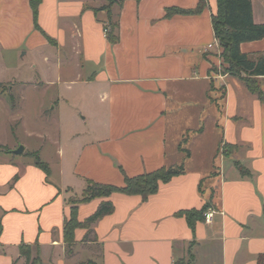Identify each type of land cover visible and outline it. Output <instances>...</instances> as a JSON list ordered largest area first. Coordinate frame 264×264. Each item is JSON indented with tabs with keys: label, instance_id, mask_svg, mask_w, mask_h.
Instances as JSON below:
<instances>
[{
	"label": "crops",
	"instance_id": "1",
	"mask_svg": "<svg viewBox=\"0 0 264 264\" xmlns=\"http://www.w3.org/2000/svg\"><path fill=\"white\" fill-rule=\"evenodd\" d=\"M106 3L41 0L38 29L30 0H0V264H26L21 244L39 264H173L188 251L193 264H264V102L217 70V0H118L114 43L96 10ZM171 7L192 11L167 16ZM251 12L264 24V0ZM240 50L255 58L264 38ZM254 79L264 92V76ZM31 102L55 130L28 126ZM206 133L210 146L193 150ZM179 164L145 200L113 192L78 203L80 223L103 201L114 209L65 241L69 202L87 180L122 187L125 175ZM206 202L213 216L194 230L177 215Z\"/></svg>",
	"mask_w": 264,
	"mask_h": 264
},
{
	"label": "trees",
	"instance_id": "2",
	"mask_svg": "<svg viewBox=\"0 0 264 264\" xmlns=\"http://www.w3.org/2000/svg\"><path fill=\"white\" fill-rule=\"evenodd\" d=\"M107 3L96 10H105L107 12L108 22L105 25V34L111 43L116 42L117 35L115 29L117 23L112 21L111 7L118 0H106ZM122 2L123 0H119ZM41 0H30V5L33 11V18L35 27L39 29L37 23L38 5ZM202 2H199L195 11L201 9ZM192 10H181L178 8H167L166 15L169 16L174 13H187ZM212 27L215 38L222 48V58L227 64L223 68L224 73L230 75H238L241 77L247 89L257 95V97L264 102V92L259 88L254 77L264 76V52L259 53L255 58L240 50V44L247 41L258 40L264 38V24H258L253 21L251 12V0H217V11L213 14ZM244 74V76H241ZM186 140L183 138L182 142ZM224 146L234 147L230 144L224 143ZM221 148V146H220ZM188 154V150H183ZM223 153H228L226 147ZM34 163L37 167L43 170L46 174L49 172L48 165L41 161L36 153H32ZM184 170L182 164L173 165L169 167H161L151 172L139 174L137 176H124V184L122 187H117L109 184H99L91 180L86 181V186L82 195L77 200H70L71 213L69 219L65 221V241L67 243L73 242V234L75 228L79 226L89 227L98 219L113 211L114 206L110 201H103L99 204L93 214L88 216L82 223L76 219L77 204L87 202L95 197H107L113 192H121L124 194H139L145 200L149 195L155 193L160 183L169 181L173 176L181 173ZM242 175L248 174L244 168H240ZM210 206V202H206L201 209H187L180 210L177 215H182L194 230L197 221H203L204 213ZM1 233V224H0ZM20 256L24 257L26 264H39L38 255H32L31 246L28 244H21L19 247ZM189 262H184V259H178L173 264H193L194 256L189 252ZM87 264H96L92 261Z\"/></svg>",
	"mask_w": 264,
	"mask_h": 264
},
{
	"label": "rangeland",
	"instance_id": "3",
	"mask_svg": "<svg viewBox=\"0 0 264 264\" xmlns=\"http://www.w3.org/2000/svg\"><path fill=\"white\" fill-rule=\"evenodd\" d=\"M107 2V1H106ZM218 46L220 47L219 43H218ZM221 49V54H222V48L220 47ZM222 65L219 66L220 68H217V70H221L223 68H226L227 64L225 63L224 59L222 58ZM10 75V74H9ZM8 77V76H7ZM4 88L6 89V92H7V87L4 86ZM16 91V90H15ZM25 108L28 110V115H30L28 117V120H27V124H29L28 126H30L31 128H34V129H40V128H45V129H48V130H55V122L54 121H51V120H39L37 118L34 117V114H35V109H36V105H35V102H31L30 105L27 104H24ZM78 106V105H77ZM50 107V106H49ZM64 107L66 108V106L64 105ZM71 107V106H70ZM69 108V107H67ZM77 112V111H75ZM70 113H71V110H70ZM3 112H1V116H0V121L1 123L3 122ZM86 124V128H88V126L90 127L88 121L85 123ZM21 131H19V136L22 137L23 140L25 141H29L24 134H20ZM10 132H8L9 134ZM22 133V132H21ZM170 142L172 141V138L170 136H168L167 138V141ZM212 141V138L210 136L209 133H206L204 136L202 137H197L194 141H193V144H192V147H193V150H196V148H200L201 150H203V148H207L208 146H210V143ZM169 143V142H168ZM22 145V144H20ZM226 147V151L227 152H231V147H228V146H224V143L221 144V149L224 150V148ZM78 198L80 197H76V198H72L71 200H77ZM189 252L191 251H188L187 255H185L182 259H184V262L188 263L189 262V258H190V255H189Z\"/></svg>",
	"mask_w": 264,
	"mask_h": 264
},
{
	"label": "built area",
	"instance_id": "4",
	"mask_svg": "<svg viewBox=\"0 0 264 264\" xmlns=\"http://www.w3.org/2000/svg\"><path fill=\"white\" fill-rule=\"evenodd\" d=\"M105 32H106V30H105ZM210 46H211V45H209V47H210ZM213 213H214V210H211V209H209L208 211H206V212L204 213L205 221H206V222H209V221H210L211 217L213 216Z\"/></svg>",
	"mask_w": 264,
	"mask_h": 264
},
{
	"label": "water",
	"instance_id": "5",
	"mask_svg": "<svg viewBox=\"0 0 264 264\" xmlns=\"http://www.w3.org/2000/svg\"><path fill=\"white\" fill-rule=\"evenodd\" d=\"M23 150H24V147H23V145H18L14 150H12L11 152L13 153V154H16V155H18V154H21L22 152H23Z\"/></svg>",
	"mask_w": 264,
	"mask_h": 264
}]
</instances>
